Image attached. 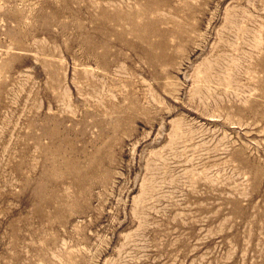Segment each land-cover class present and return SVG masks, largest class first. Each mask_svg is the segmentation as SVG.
<instances>
[{
	"label": "rangeland",
	"instance_id": "obj_1",
	"mask_svg": "<svg viewBox=\"0 0 264 264\" xmlns=\"http://www.w3.org/2000/svg\"><path fill=\"white\" fill-rule=\"evenodd\" d=\"M0 264H264V0H0Z\"/></svg>",
	"mask_w": 264,
	"mask_h": 264
}]
</instances>
